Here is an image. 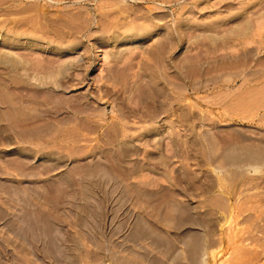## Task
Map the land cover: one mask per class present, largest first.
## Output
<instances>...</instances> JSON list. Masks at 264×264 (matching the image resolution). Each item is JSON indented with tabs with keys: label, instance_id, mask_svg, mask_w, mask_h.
<instances>
[{
	"label": "rangeland",
	"instance_id": "1",
	"mask_svg": "<svg viewBox=\"0 0 264 264\" xmlns=\"http://www.w3.org/2000/svg\"><path fill=\"white\" fill-rule=\"evenodd\" d=\"M263 36L264 0H0V264H264Z\"/></svg>",
	"mask_w": 264,
	"mask_h": 264
},
{
	"label": "bare ground",
	"instance_id": "2",
	"mask_svg": "<svg viewBox=\"0 0 264 264\" xmlns=\"http://www.w3.org/2000/svg\"><path fill=\"white\" fill-rule=\"evenodd\" d=\"M111 12H113V11H111ZM247 21L249 22V20L247 19ZM105 22V21H104ZM104 24V23H103ZM230 25V24H229ZM236 26H235V32L236 33H238V34H236L235 36H238L240 39H243L246 35H247V33L250 31V27L247 25V23H244V22H242L241 24H240V22H238V24H235ZM245 26H246V28H245ZM106 27V26H105ZM237 27V28H236ZM106 30V29H105ZM102 31V30H101ZM234 31H232V32H234ZM69 36V35H68ZM224 39V38H223ZM257 40V39H256ZM246 41V40H245ZM248 41V40H247ZM257 42L258 43H260V44H264V36H263V38L260 40V41H258L257 40ZM241 47V46H240ZM260 63V62H259ZM263 71V70H262ZM247 75V74H246Z\"/></svg>",
	"mask_w": 264,
	"mask_h": 264
}]
</instances>
